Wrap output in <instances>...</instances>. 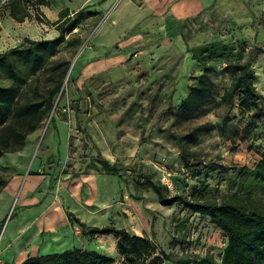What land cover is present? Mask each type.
<instances>
[{
  "label": "rangeland",
  "instance_id": "obj_1",
  "mask_svg": "<svg viewBox=\"0 0 264 264\" xmlns=\"http://www.w3.org/2000/svg\"><path fill=\"white\" fill-rule=\"evenodd\" d=\"M260 1L238 0L241 8H225L221 0L207 8L174 7L180 0H49L41 6L50 21L67 7L77 23L71 31L64 27L53 57L64 60L59 68L52 60L34 74L43 85L68 65L54 119L44 118L21 150L0 157V173L8 178L0 192V264L75 247L120 259L112 235L82 233L68 212L86 226L112 224L147 235L174 257L219 258L226 236L208 217L160 204L135 180L145 174L173 195L210 199L238 187L264 193V183L240 182L242 166L252 168L264 149V99L260 111H241L238 94L232 102L221 99L231 81L222 67L235 57L251 64L253 83L264 94ZM57 34L33 16L18 22L7 11L0 15V52L24 38ZM208 50H215L207 58L214 97L193 113L178 112L203 71L192 56ZM99 155L118 175L104 171Z\"/></svg>",
  "mask_w": 264,
  "mask_h": 264
},
{
  "label": "trees",
  "instance_id": "obj_2",
  "mask_svg": "<svg viewBox=\"0 0 264 264\" xmlns=\"http://www.w3.org/2000/svg\"><path fill=\"white\" fill-rule=\"evenodd\" d=\"M43 5H49V0H0V15L7 11L18 22L33 16L40 22L52 24L58 31L52 38H24L20 45L0 52V157L7 152L21 150L27 135L44 118L48 116L49 121L54 119L55 97L63 89L68 65L65 64L56 76L54 73L49 74L43 85L34 74L40 66L52 60L58 64L55 69L59 68V62L63 59L53 57L65 39L64 27L67 26V30L71 31L77 20L72 18L69 8L65 7L59 11L56 20L50 21L41 9ZM220 48L223 55L226 47L222 45ZM260 51L264 53V48H260ZM214 52L208 50L205 56L201 53L193 54L192 58L202 66L203 71L190 84L178 112L193 113L213 99L214 90L209 78L211 66L207 58ZM222 71L231 76L228 87L221 95L222 101L232 102L238 94V107L241 111H260V101L264 99V94L253 83L251 64L235 57L226 61ZM182 158L187 161L185 152ZM99 161L104 171L118 175L117 167L107 159L99 155ZM240 172L241 183H264V149L260 151L252 168L242 166ZM135 181L148 186L162 205H181L208 217L226 236L219 258L216 259L212 254H182L174 257L147 235L130 233L124 227L112 224L86 226L72 212H68V218L81 227L82 233L90 236L112 235L120 259L116 260L93 249L75 247L55 253L28 255L20 262L2 264H163L166 261L174 264H264V195H261L264 193L253 191L255 187L244 190L238 187L218 199H210L173 195L166 185L155 182L145 174H139ZM7 183L8 178L0 173V192ZM154 220L155 217H152V223Z\"/></svg>",
  "mask_w": 264,
  "mask_h": 264
},
{
  "label": "crops",
  "instance_id": "obj_3",
  "mask_svg": "<svg viewBox=\"0 0 264 264\" xmlns=\"http://www.w3.org/2000/svg\"><path fill=\"white\" fill-rule=\"evenodd\" d=\"M222 1L225 2V5H224L225 8H241L242 6V3H239L238 0H221V2ZM214 3H215V6H219V4L221 5V3H219V0H180L179 4H176V5L173 4V6L178 7V8H207ZM258 3L261 5H264V0H261Z\"/></svg>",
  "mask_w": 264,
  "mask_h": 264
}]
</instances>
